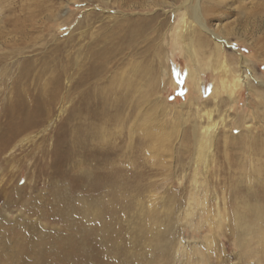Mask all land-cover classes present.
Returning a JSON list of instances; mask_svg holds the SVG:
<instances>
[{"label":"rangeland","instance_id":"1","mask_svg":"<svg viewBox=\"0 0 264 264\" xmlns=\"http://www.w3.org/2000/svg\"><path fill=\"white\" fill-rule=\"evenodd\" d=\"M111 1L0 0V264H264V0L200 1L228 40L198 31L200 56L232 74L204 70L199 93L169 53L185 0ZM99 53L109 67L82 86ZM195 104L228 115L206 171ZM35 105L50 116L4 147Z\"/></svg>","mask_w":264,"mask_h":264},{"label":"bare ground","instance_id":"2","mask_svg":"<svg viewBox=\"0 0 264 264\" xmlns=\"http://www.w3.org/2000/svg\"><path fill=\"white\" fill-rule=\"evenodd\" d=\"M103 4V8L101 9L102 11H105L106 5H108L109 3H111L108 0H98ZM192 1V0H191ZM201 0H194V3H192V5L189 4L190 0H185V2L183 3V6H179L178 10H179V19L178 22L176 24H173L171 31L169 33V39H170V46H171V52H169L170 54H173L177 51H182L184 52V57H186L191 64L192 68L187 69V78L189 80V88L192 89L194 92L199 93L200 92V88H199V82L202 78V74L203 71L208 69L211 70L215 75H217V77H219V81L221 84L224 83V81H228L230 80L232 71H231V67L229 65V63L225 60V59H220V60H216L215 63H212L211 60V56L210 58L208 57H201V47L199 45L198 42V31L199 32H205V33H209L211 36H213V38L216 39V41L214 40L215 46H218V42H225L228 44V40L224 38V34H226L224 32V30L222 32H220L219 34L215 33V31H212L211 28L209 29L207 27V24L205 23L203 16H202V9L201 6H203V4H200ZM203 1V0H202ZM205 2V1H204ZM203 2V3H204ZM150 3V1H149ZM164 3V2H163ZM191 3V2H190ZM122 4V3H121ZM105 5V6H104ZM152 5L155 7V3H152ZM201 5V6H200ZM129 6V5H128ZM152 6V7H153ZM153 7V8H154ZM158 7V6H157ZM148 8V7H147ZM188 9H190V11H188ZM115 12V11H113ZM119 14H121L122 16H125L126 13H124V11L122 12V10H119L118 12ZM116 14H112L110 16H105V17H113L115 18ZM119 17V16H118ZM106 18V19H107ZM117 18V17H116ZM144 30L141 28L139 32H143ZM223 34V35H222ZM218 41V42H217ZM217 50V49H216ZM211 54V52H210ZM239 55L238 57V62H237V67L241 68H246L247 66V59L245 57H243L240 53H237ZM100 61H98V66L93 65L92 67H90V69H88L86 77L84 76V78L81 79L80 84L82 86H85L87 84H89L88 82H90V78H94L95 75L97 74L98 77L100 76V72H102L103 70H105L106 67L109 64V62L111 61L110 58L107 54H100ZM170 56V55H169ZM113 58V57H112ZM167 58V57H166ZM113 60V59H112ZM167 60V59H166ZM117 61V60H116ZM114 62V61H113ZM112 62V63H113ZM173 62V61H172ZM236 62V61H235ZM120 64V63H119ZM138 65V64H137ZM236 65V64H234ZM136 66V65H135ZM204 66V67H203ZM112 67V66H110ZM119 68V67H118ZM140 68V67H139ZM166 68V67H165ZM107 69V68H106ZM109 69V68H108ZM116 69V68H115ZM237 69V68H236ZM121 70V69H120ZM132 76L136 75V72L139 73V77H141L142 79L145 77L146 78V73L145 71L141 69H137L136 68H132ZM166 69H162L160 68L161 73H165ZM233 70V69H232ZM252 70V69H251ZM107 71V70H106ZM128 71V70H127ZM159 71V72H160ZM207 71V70H206ZM241 71V70H240ZM248 71V70H247ZM105 72V71H104ZM103 72V73H104ZM121 72V71H120ZM142 72V73H141ZM250 72V71H249ZM122 73V72H121ZM120 73V74H121ZM123 72V76H124ZM128 73V72H127ZM241 73V72H240ZM119 74V73H118ZM119 74V75H120ZM126 74V73H125ZM160 74V73H159ZM161 74V75H162ZM166 74V73H165ZM237 74V73H236ZM243 74V73H242ZM254 74V73H253ZM134 75V76H135ZM138 75V74H137ZM255 75V74H254ZM102 76V75H101ZM130 76V75H129ZM144 76V77H143ZM205 76V75H204ZM240 74H238V77L236 79V81L234 82V84L236 85H240V83H242V79L240 78ZM126 77V76H125ZM136 77V76H135ZM120 78V77H119ZM130 78V77H129ZM144 78V79H145ZM205 78V77H204ZM246 78V76L244 77ZM99 79V78H98ZM124 79V78H123ZM218 79V78H217ZM55 85L53 87V90L51 91L52 96L54 97V100L56 99V96L58 95V93L60 92V81L61 78H55ZM120 80V79H119ZM118 80V81H119ZM148 80V79H147ZM169 80V79H168ZM171 83H174L173 79H170ZM169 80V81H170ZM130 81V80H129ZM139 81V80H138ZM137 81V82H138ZM143 81V80H142ZM218 81V80H217ZM124 82V80H123ZM127 83V82H126ZM130 83V82H129ZM129 83L127 85H129ZM135 83V82H134ZM139 83V82H138ZM169 83V82H168ZM244 83L247 85L249 84L248 80H244ZM256 83L260 86H264V82L261 80L256 79ZM133 84V83H131ZM130 84V85H131ZM136 84V83H135ZM220 84V85H221ZM124 85V83H123ZM235 85V86H236ZM215 86V85H214ZM126 87V86H125ZM218 87V85H217ZM223 87V86H222ZM236 88V87H235ZM246 88H249L246 87ZM217 89V88H216ZM224 89V88H223ZM221 90V89H220ZM233 90V89H232ZM254 90V89H253ZM216 92L218 94V91L214 90L213 91V97L216 96ZM220 92V91H219ZM190 93V92H189ZM228 93V92H227ZM201 94V93H200ZM224 94V93H223ZM234 95V94H233ZM211 96V95H210ZM229 102H232V97L230 95H227ZM221 98V97H220ZM155 99V98H154ZM218 99V98H217ZM53 100V102H54ZM127 100V98H126ZM221 100V99H220ZM219 100V101H220ZM102 101V100H101ZM100 101V102H101ZM218 101V100H217ZM64 102V101H63ZM118 102V101H117ZM116 102V103H117ZM126 102V101H123ZM213 102V100H212ZM196 103V102H195ZM198 103V102H197ZM129 105V104H128ZM184 105V104H183ZM197 105V104H195ZM220 105V104H219ZM61 106V105H60ZM34 107V106H33ZM31 107L29 109H27L25 111V113L23 112L21 121L19 123H15L13 126H11L10 128V132H8V136L9 139L6 141L4 147H7L10 142L16 137L18 136L22 131L26 130L29 127H33L35 125L41 124L43 123L44 120H46L50 114L49 111L46 110V107H39L37 105H35V109ZM147 107V106H146ZM220 107V106H219ZM32 111H38V113H35L37 115H32L29 114L28 116V111L29 110ZM48 109V108H47ZM123 109V108H122ZM164 109V106H163ZM62 110V107L61 109ZM113 108L111 109L112 112ZM216 110H218L217 108V104L214 105V108H195V114L199 117V123L197 122V120L194 122L193 124V132L196 136L197 139V146H196V152H197V162H199V164L202 166V171H206L207 167H208V161H213L212 159V147L214 144V140L216 137V133H217V129L220 126H222V124L225 123L226 117L228 115H218V117L216 119L213 118V112H215ZM31 111V112H32ZM110 110L104 109L103 110L101 108L98 107V114L103 116H109ZM119 111L122 112V110H120V105L119 104H115L114 106V110H113V114L109 116L110 119H118V117L120 116ZM30 112V113H31ZM118 112V113H117ZM145 112V111H144ZM51 113V112H50ZM38 114L41 116L39 117ZM140 114V113H139ZM128 116V115H127ZM104 118V117H103ZM107 118V117H106ZM120 118V117H119ZM140 118V117H139ZM157 118V117H156ZM204 118V119H202ZM144 120V119H143ZM156 120V119H155ZM201 120H204L205 122H201ZM18 122V121H17ZM148 122V121H147ZM146 123V122H145ZM224 126V125H223ZM226 132V131H225ZM226 134V133H225ZM227 136V135H226ZM28 137V136H27ZM212 159V160H210ZM211 164V163H210ZM209 169V168H208ZM215 200L217 199L216 197L214 198Z\"/></svg>","mask_w":264,"mask_h":264}]
</instances>
